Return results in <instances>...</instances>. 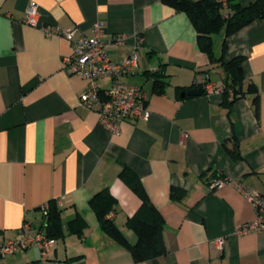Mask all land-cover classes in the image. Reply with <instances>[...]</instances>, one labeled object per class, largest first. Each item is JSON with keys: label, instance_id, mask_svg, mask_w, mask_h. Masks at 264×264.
I'll use <instances>...</instances> for the list:
<instances>
[{"label": "crops", "instance_id": "crops-1", "mask_svg": "<svg viewBox=\"0 0 264 264\" xmlns=\"http://www.w3.org/2000/svg\"><path fill=\"white\" fill-rule=\"evenodd\" d=\"M32 1L39 5L38 26L24 22ZM236 1L246 6L255 0ZM97 22L105 27L112 61L137 52V67L123 80L148 93L149 118L122 122L114 134L96 112L78 105L87 84L63 70L70 44L39 28L90 35ZM116 35L124 42L117 43ZM223 39L222 32L212 37L217 58ZM235 57L244 59L245 86L258 89V116L254 94L230 107L215 91L182 96L195 88V79L220 87L224 73L199 50L188 16L161 0H0V246L21 237L25 221L40 226L39 210L53 200L61 203L64 232L51 237L46 260L30 247L0 257V264H264V233H238L254 210L237 188L264 193V20L226 38L223 60ZM160 69L167 75L162 95L152 93L146 75ZM109 84L99 82L102 88ZM235 144L237 159L228 152ZM125 166L164 219L163 257L135 262L102 231L89 206L95 193L108 188L117 198L109 217L136 242L126 222L141 202L119 180ZM212 168L227 180L224 186L210 189L202 179ZM171 188L183 191L180 201L170 198ZM78 214L87 223L81 237L66 227Z\"/></svg>", "mask_w": 264, "mask_h": 264}, {"label": "trees", "instance_id": "trees-1", "mask_svg": "<svg viewBox=\"0 0 264 264\" xmlns=\"http://www.w3.org/2000/svg\"><path fill=\"white\" fill-rule=\"evenodd\" d=\"M163 4L172 7L178 12L185 13L190 19L197 32V46L200 51L207 54L212 67H221L224 78L221 88L223 104L230 107L231 104L247 94H254L253 106L256 116L259 113V95L255 85L245 86L243 72V58L235 57L228 61L223 60L226 50V38L241 28L256 20H264V0H255L246 6L236 0H226L223 6L220 0H161ZM223 33L222 55L217 58L213 50V35ZM203 73H210V69ZM147 77L152 79V93L162 95L166 89L167 75L162 69L155 72H146ZM206 84L211 83L208 79L203 80ZM183 88H177L181 91ZM206 90L203 88V94ZM229 154L239 158L237 144ZM202 179L210 186L214 180L223 179L214 168L202 175ZM119 180L127 186L140 200L137 212L126 222V227L133 231L137 240L130 243L125 235L109 217L117 205V198L111 194L108 188H103L95 193L89 200V206L94 211L99 225L104 233L111 237L117 244L126 248L135 262H143L154 258L163 257L167 254V247L163 239L164 219L150 202L139 177L128 167H123L119 173ZM213 189V188H210ZM184 193L182 190L171 188L170 198L180 201ZM61 208L56 201L48 204V210L44 215L47 234L53 238H63L64 232L60 220ZM69 234L81 237L87 223L81 215L70 220L67 224ZM51 229V232L49 231Z\"/></svg>", "mask_w": 264, "mask_h": 264}, {"label": "built area", "instance_id": "built-area-1", "mask_svg": "<svg viewBox=\"0 0 264 264\" xmlns=\"http://www.w3.org/2000/svg\"><path fill=\"white\" fill-rule=\"evenodd\" d=\"M226 6V0H220ZM39 16V5L30 2L24 22L37 25ZM39 28L47 36L53 35L64 38L71 48V52L63 60V70L70 76H78L85 80L87 86L79 96V106L91 110L99 115L100 122L110 132L117 133L119 126L125 121L147 120L149 111L147 109L148 93L141 87L126 83L123 78L130 74L138 64L137 52L127 57L123 62H114L105 51L107 36L103 23L97 22L90 35L82 34L77 28L63 30L56 26L40 25ZM125 37L116 35L114 40L123 43ZM108 79L110 84L102 88L99 82ZM195 88H204L206 92H219L220 87H214L211 83L194 80ZM227 183V180H214L209 188H220ZM239 191L252 205L254 218L238 229L239 234L251 232L264 233V193L247 190L237 185ZM61 207L60 202H56ZM48 205L40 208L39 213L42 223L34 227L29 221H25L21 227V237L8 240L0 246V257L17 254L30 247L39 250L40 259L46 260L51 249L54 247V240L48 236L46 223L44 221ZM222 240L219 241V244Z\"/></svg>", "mask_w": 264, "mask_h": 264}, {"label": "water", "instance_id": "water-1", "mask_svg": "<svg viewBox=\"0 0 264 264\" xmlns=\"http://www.w3.org/2000/svg\"><path fill=\"white\" fill-rule=\"evenodd\" d=\"M203 94V89L202 88H194V89H191L185 93L182 94V96L186 95V96H199ZM51 231V229H50Z\"/></svg>", "mask_w": 264, "mask_h": 264}]
</instances>
